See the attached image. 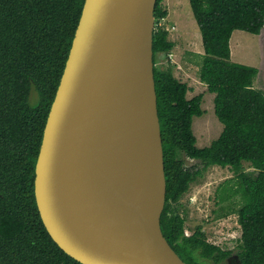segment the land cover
<instances>
[{"label": "trees", "instance_id": "1", "mask_svg": "<svg viewBox=\"0 0 264 264\" xmlns=\"http://www.w3.org/2000/svg\"><path fill=\"white\" fill-rule=\"evenodd\" d=\"M161 1L154 7L152 52L166 182L162 234L186 264H206L204 259L218 263L231 253L209 243L200 225L185 235L178 204L202 170L228 167L234 179L223 182L220 199L238 204L223 205L216 216L236 215L239 264H264V92L253 87L258 68L231 61L229 47L234 30L259 33L264 0H188L203 47L198 80L213 94L214 114L223 125L202 147L196 145L191 123L204 112L203 94L187 98L190 88L170 65H155L158 53L168 61L174 47L159 22L168 14ZM83 2L0 0V264H81L48 235L33 182L46 117ZM32 93L35 104L29 102ZM182 154L202 168L185 166Z\"/></svg>", "mask_w": 264, "mask_h": 264}, {"label": "water", "instance_id": "2", "mask_svg": "<svg viewBox=\"0 0 264 264\" xmlns=\"http://www.w3.org/2000/svg\"><path fill=\"white\" fill-rule=\"evenodd\" d=\"M155 2L84 0L46 117L34 199L50 238L81 264H186L160 227ZM258 34L264 81V23Z\"/></svg>", "mask_w": 264, "mask_h": 264}, {"label": "rangeland", "instance_id": "3", "mask_svg": "<svg viewBox=\"0 0 264 264\" xmlns=\"http://www.w3.org/2000/svg\"><path fill=\"white\" fill-rule=\"evenodd\" d=\"M161 5L167 9V16L160 20L168 31V38L174 42V47L168 55V61L161 54L156 56L155 65L166 68L170 65L174 76L185 82L190 88L187 98L202 93L201 108L203 114L192 118L191 128L196 137L198 147L207 146L222 130V123L214 114L213 94L206 91L204 84L198 80V66L201 61L203 47L201 35L192 15L188 0H162ZM259 34L234 30L229 39L231 61L250 65L259 69L253 80V87L264 92V81L261 73L262 46L259 45ZM261 37V36H260ZM37 96H30V103L35 104ZM185 166L196 169L202 168L196 160L182 154ZM245 170H251L247 162H243ZM234 173L228 167L209 166L202 170L201 175L190 184L189 189L179 199V213L184 217V233L190 235L196 225H200L207 240L220 242L223 249L235 253L238 250L240 227L234 213L218 217L223 205H236L232 198L224 201L220 193L224 191L223 182L231 180ZM220 186H223L222 188ZM237 198V196H235ZM226 209H224V212ZM202 260V259H200ZM206 264H227V260L214 263L210 259L203 260Z\"/></svg>", "mask_w": 264, "mask_h": 264}, {"label": "flooded vegetation", "instance_id": "4", "mask_svg": "<svg viewBox=\"0 0 264 264\" xmlns=\"http://www.w3.org/2000/svg\"><path fill=\"white\" fill-rule=\"evenodd\" d=\"M216 242V241H215ZM213 245H215V246H217V247H219V248H221L222 250H224L223 248H222V246H220V242H216V243H212ZM237 252V251H236ZM233 253L232 251H231V253L224 259V260H227L226 262H227V264H237V262H238V255H237V253Z\"/></svg>", "mask_w": 264, "mask_h": 264}, {"label": "built area", "instance_id": "5", "mask_svg": "<svg viewBox=\"0 0 264 264\" xmlns=\"http://www.w3.org/2000/svg\"><path fill=\"white\" fill-rule=\"evenodd\" d=\"M209 241V240H208ZM209 242H211V243H216L215 241H209Z\"/></svg>", "mask_w": 264, "mask_h": 264}, {"label": "clouds", "instance_id": "6", "mask_svg": "<svg viewBox=\"0 0 264 264\" xmlns=\"http://www.w3.org/2000/svg\"><path fill=\"white\" fill-rule=\"evenodd\" d=\"M208 241V240H207ZM209 242V241H208ZM209 243H211V242H209ZM212 244V243H211Z\"/></svg>", "mask_w": 264, "mask_h": 264}, {"label": "bare ground", "instance_id": "7", "mask_svg": "<svg viewBox=\"0 0 264 264\" xmlns=\"http://www.w3.org/2000/svg\"><path fill=\"white\" fill-rule=\"evenodd\" d=\"M262 37V35H260Z\"/></svg>", "mask_w": 264, "mask_h": 264}, {"label": "crops", "instance_id": "8", "mask_svg": "<svg viewBox=\"0 0 264 264\" xmlns=\"http://www.w3.org/2000/svg\"><path fill=\"white\" fill-rule=\"evenodd\" d=\"M179 1V0H178ZM201 83V82H200ZM192 97V96H191Z\"/></svg>", "mask_w": 264, "mask_h": 264}]
</instances>
